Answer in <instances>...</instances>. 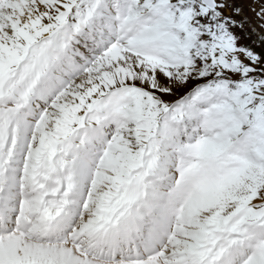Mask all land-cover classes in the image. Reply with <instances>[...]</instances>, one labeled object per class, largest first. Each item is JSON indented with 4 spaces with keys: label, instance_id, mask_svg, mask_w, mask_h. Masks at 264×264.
I'll use <instances>...</instances> for the list:
<instances>
[{
    "label": "snow or ice",
    "instance_id": "snow-or-ice-1",
    "mask_svg": "<svg viewBox=\"0 0 264 264\" xmlns=\"http://www.w3.org/2000/svg\"><path fill=\"white\" fill-rule=\"evenodd\" d=\"M0 264H264V0H0Z\"/></svg>",
    "mask_w": 264,
    "mask_h": 264
}]
</instances>
